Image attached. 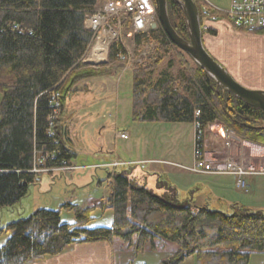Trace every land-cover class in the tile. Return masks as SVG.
Segmentation results:
<instances>
[{"label":"trees","instance_id":"trees-1","mask_svg":"<svg viewBox=\"0 0 264 264\" xmlns=\"http://www.w3.org/2000/svg\"><path fill=\"white\" fill-rule=\"evenodd\" d=\"M192 1L199 15L207 7L203 0ZM97 2L0 0V210L16 217L0 227V235L9 233L0 247V264L43 261L75 244L115 238L133 256L161 244L175 246L158 264H181L189 257L195 264H247L250 255L264 254V211L241 205L211 211L178 200L162 181L158 187L165 192L158 196L135 181L134 167L105 169L108 193L96 208L112 211L110 227H87L94 209L71 204L60 208L73 213V226L61 221L58 210L37 208L23 216L20 203L38 180L36 171L70 168L77 159L72 115L66 109L79 92L77 84L110 72L90 70L81 62L91 39L83 22ZM166 5L171 27L187 40L181 10L174 0ZM141 42H153L155 49L130 74L133 122L198 124L201 129L220 122L243 141L264 148L263 113L217 87L196 65L185 63L188 75L178 82L167 72L155 76L161 61L176 49L159 24L135 37L136 48ZM123 55L121 42L114 43L109 63Z\"/></svg>","mask_w":264,"mask_h":264},{"label":"rangeland","instance_id":"rangeland-1","mask_svg":"<svg viewBox=\"0 0 264 264\" xmlns=\"http://www.w3.org/2000/svg\"><path fill=\"white\" fill-rule=\"evenodd\" d=\"M102 2L103 0H101V4ZM212 10H214L213 12L216 13L215 9ZM155 21H157L156 14ZM125 22L124 24L120 25L118 29L121 34V41L124 48H126V51L128 50L127 53L130 52V54L132 53V55L136 56L138 49L133 45V38H127L126 36L127 24ZM232 31L245 33L234 28L232 29ZM256 34L264 35V33ZM229 43H231L230 37L227 39L225 38L224 41L219 40L216 49L221 52L223 59L222 62L219 63L227 67L231 75H233L240 81H244V83L256 81L258 76L264 73V65H258L255 62H253V64L236 61V59L232 57V54L229 55V51L225 49L226 44ZM222 44H225V46L222 47ZM89 45H92V43ZM259 53V50H256L255 54L257 57H259ZM185 63L188 67L194 68V63L184 53L179 51L177 48L175 50L171 49L168 52V55L161 61L158 69L154 72L155 76H157L161 72H167L173 79L178 82L181 80V78H184V75H188V70L184 69ZM129 65L130 61L127 62L121 59H117L114 62L109 63L108 58L107 63L105 64L97 66L88 64V66H91L88 67L90 70L106 71L110 69V72L108 75H103L101 77H96L78 83L77 90L79 92L76 93L73 99L67 101L66 109L68 113L71 112L70 114L72 115V121H74L75 119V114L79 112L85 113L88 119L87 123L85 124V129L83 130V132H81V134L78 130H74L73 128H71V137L76 140L75 151H77L79 155L77 156V159L72 162V166L70 168L56 170L50 173H41L39 171L40 176L38 180H36V183L32 185L29 190V195L26 197V199L29 200L24 201L25 206L22 207L24 211L26 209V211L28 212L26 215L30 213L29 209L32 210L34 206L38 208L57 211L60 206L58 202L60 199L59 195H66V199L68 198V196H71L67 190H64V182L65 184L70 182L69 179L72 180V176H74V174L79 175L82 174V172H86V170H95L98 168H108L111 170H115L110 166L113 164H119L117 168H126L133 165L132 167L136 168L132 170L133 172L134 170L144 172L146 171V168H150L152 170L153 168H155V166H161V164L163 166L167 165L164 162H159L153 159L145 160L156 156L160 157V155L162 157H168L177 163H188V160L190 159V144L188 143L190 128L188 124H152L138 123L131 120L130 111L132 90L130 74L133 71L134 66L137 65H134L131 69H129ZM110 79L114 80L111 81ZM98 80H106V83L109 84L107 89L109 88L110 90H93L91 94L88 93L89 91L87 89L94 85L93 82ZM85 84H91V86H87ZM114 86L115 89L111 90L112 88H114ZM87 105L93 106L87 107ZM91 117L94 119V121L91 120ZM175 128L180 129L177 134H175L174 132ZM96 130H100L101 135L97 138H92V134H94ZM213 132L216 133L214 126L209 128L207 127L204 131V135H211V133ZM223 133L224 131H222L221 134L223 135ZM119 134H125V139L120 138ZM107 143H111V148H109L108 146V149L105 148V152H111L110 158L106 159V161H91L90 163L89 159L87 158V155L91 153L90 151L93 149L96 150L97 148L101 147L102 144L104 145ZM222 143L224 150L219 157V162H221V165L225 166L228 162H230L236 166H242V168L248 169L250 171L257 172L259 170H264V149H256L253 147H247L246 145L241 146L239 143L233 140L228 141L229 145L224 146V140H222ZM81 153L83 155H81ZM92 158L93 157H90L91 160H93ZM137 164L140 165L135 166ZM173 165L176 168L171 167L172 170L179 171L180 169L181 171L191 174L187 170L183 169L190 166H178L172 164V166ZM174 176L175 178L180 177L179 174ZM258 176L254 179L253 183L254 188H256V193L244 195L235 192L234 188H232L230 189L233 191L231 199L235 201L246 200L248 205H251L252 207L258 206L264 209V176ZM249 177L255 176H246L244 177V180L246 181V178ZM106 179L107 177L105 178L103 184H101V190L103 194L100 200H102L105 194L108 193V181ZM43 182H46L48 186L57 182V185H55L56 187L53 189H50V187L45 188L47 189V191L44 192L43 190L45 189H39ZM63 211L64 213L62 212V220L68 221L70 219H74L72 212L65 210ZM100 213V210H98L95 214L91 215V221L87 225V227L95 228L99 225H101V227L106 225V222L110 218L111 214L108 211V214H104L102 218V215ZM97 216L101 219H98ZM0 217L2 218L1 215ZM8 237L9 233L0 235V247L4 244ZM120 242L123 243L117 238L109 242L111 243L113 252H117L125 248L124 245L120 244ZM161 247L158 246L157 250H159V248ZM161 250L167 251L164 248H161ZM164 251L163 253H165ZM162 256L163 255H159L158 257ZM158 257L156 258L152 254H147L145 258L142 259V264H158ZM137 262H140L139 259L137 260Z\"/></svg>","mask_w":264,"mask_h":264},{"label":"crops","instance_id":"crops-1","mask_svg":"<svg viewBox=\"0 0 264 264\" xmlns=\"http://www.w3.org/2000/svg\"><path fill=\"white\" fill-rule=\"evenodd\" d=\"M203 1L205 2L206 6H208L211 9H215L216 12L221 14H224L228 10L230 3V0H203ZM100 4H101V0H98L97 6H99ZM232 29L233 27L225 19H217V21L214 22H206L204 26L201 27V31H202L203 46L207 51V53L215 61L221 63L223 60L222 55L221 52L218 49H216V46L219 43V40L224 41L225 38L227 39L230 37L231 43L226 44V46L225 44H222L223 45L222 47L225 46V49L229 51V55L232 54V57H234L236 61L239 62H246V63L255 62L258 65L263 66L264 65V35L246 34V33H240L238 31L233 32ZM256 50H259L260 52L259 57H257L255 54ZM220 65L231 75L227 67H225L222 64ZM231 77L244 88L253 91L264 92V73L259 75L256 81H252L248 83L246 82L244 83V81H240L236 79L233 75H231ZM110 80L112 81L114 79H110ZM106 82H107L106 80H98L93 82L94 85L92 86L91 84H85V85L91 86L89 89H87L89 91L88 93L91 94L93 90H97V91L110 90L109 88L107 89L109 84H107ZM114 89L115 86L111 90ZM89 106L92 107L93 105H87V107ZM87 120L88 119L85 113H81V112L76 113L75 119L70 127L73 128L74 130H78L81 134V132H83V130L85 129V124L87 123ZM91 120L94 121L92 117ZM212 126L215 127L216 133L213 132L211 133V135L210 134L206 136L204 135L205 136L204 143L206 147L207 156L210 159H213L218 164L219 157L222 151L224 150L222 143L223 136L221 133L225 129L220 122H215L214 124L211 125V127ZM189 128H190V134L188 138V143L190 144V154H189L190 159L188 160V163H177L171 160L170 158L165 156L162 157L161 155L160 157L156 156L150 159H145V160L153 159L159 162H164L168 166L167 165L163 166L161 164V166H155V168H153L152 170L150 168H146V171L144 172H139L137 170H134V172L132 171L133 174L132 177L135 179V181L139 185H143L148 190H151L154 194L158 196H162L165 192L164 189L158 187V183L161 181L165 182L166 184L169 185L171 189L174 190L178 200L182 201L184 199H187L192 204H195L196 206L206 207L211 211H222V212L229 211L233 206H240V205L244 206L249 210L264 211V209H262L261 207L258 206L252 207L251 205H248L246 200L235 201L231 199V195L233 194V191L230 189L232 188H234L235 192L244 195L256 193V188H254L253 183H254V179L257 176L246 178L245 181L246 187L244 188V190H241L236 188L235 179L232 176L195 175V174H188L184 171H181L180 169L179 171L171 169V167L176 168L174 165L172 166V164L178 166H190L193 161V156H192L193 134H194L193 125L192 124L189 125ZM179 130H180L179 128H175L174 129L175 134H177ZM100 135H101L100 130H96V132L92 134V138H97ZM110 145L111 143H107L104 145L102 144L101 147H99L100 150L99 148H97L96 150L94 149L91 151L89 150L91 153L87 155V158L89 159L90 163L91 161L98 162V161H106V159H109L111 156L110 155L111 152L109 153L105 152L106 150L105 148H107V146L111 148ZM245 145L247 147L251 146V144L247 142H245L241 146H245ZM81 155L83 154L81 153ZM90 157H93L92 158L93 160H91ZM84 162H88V161H84ZM107 174L108 171L102 168H98L95 170H86V172H82V174L79 175L74 174V176H72V180L69 179L70 182L66 184L64 182L63 184L64 190H67L71 196L70 197L68 196V198L66 199L65 197L66 195L64 196L59 195L60 199L58 202L60 206L64 204H71L81 208H93L94 210L91 213V215L95 214L96 211L100 210L99 208L96 207L101 201L100 199L102 198V194H103L101 190V184H103L105 178L107 177ZM178 174L180 175V177L175 178L174 175H178ZM56 183L57 182L48 186L46 182H43L41 184V187H39V189H45L48 187H50V189H53L56 187L55 186L57 185ZM43 191L46 192L47 189ZM106 195L107 194H105V196ZM27 200L29 199L26 200L24 199L23 201H21L20 206L24 207L25 206L24 201ZM60 206L58 212L61 221L68 225L73 226L74 219H70L68 221L62 220L64 209H61ZM37 208L38 207L34 206L32 210L29 209V212L31 213L33 210ZM108 211L111 214V216L107 220L106 225L103 227L111 226L112 211L110 209L100 210L101 212L100 214L102 215V218L104 214H106ZM27 213L28 212L26 211V209L25 211L23 210V216L24 214L25 216H27L26 215ZM0 215L2 216V218L0 217L1 218L0 227H2L3 224L9 222L10 220L16 219L14 214L8 213L5 210H0ZM97 218L101 219L98 216ZM97 227H101V225ZM89 228H93V227H89ZM120 244L124 245L125 248L117 252L112 251L111 243L109 242L75 244L68 247L63 253H61L56 257L47 258L45 261L42 262H30L27 264H142V259H144L147 254L148 255L152 254L156 258L159 255H163L162 257H158V263H159L162 259H164L165 257H167L168 255L172 254L175 251V246L168 244H161L160 247L162 246L161 248L167 250V251L163 250L165 253H163L161 248H159V250L155 249L154 251H150L146 249L143 253L133 256L131 248L127 247L125 244L121 242ZM138 259L140 262H137ZM181 264H195V260L193 257H189L185 259ZM247 264H264V254L250 255Z\"/></svg>","mask_w":264,"mask_h":264},{"label":"built area","instance_id":"built-area-1","mask_svg":"<svg viewBox=\"0 0 264 264\" xmlns=\"http://www.w3.org/2000/svg\"><path fill=\"white\" fill-rule=\"evenodd\" d=\"M223 15L225 20L236 30L248 34L264 33V0H230L229 8ZM199 16L201 18V27H203L206 22H214L218 19L215 14L210 13L207 7L201 9ZM124 22L127 24L126 36L127 38H133L134 45L135 37L138 35H146L151 30V26L156 22L153 1L103 0L102 4L96 7L93 14L85 16L83 26L84 29L91 34L90 44L92 43V45H89L88 51L81 59V62L86 65L92 64L96 66L107 63L108 52L111 46L118 41L122 44L121 34L118 29ZM123 49L125 50V55L119 56L117 59L127 62L130 61L129 69H131L134 65L141 64L151 58L155 45L153 42H141L140 46L137 48L138 51L136 56L132 55V53L130 54V52L127 53L128 50L126 51L124 46ZM198 114L199 112L196 111L195 117H197ZM207 127L209 128L211 125ZM193 128V161L190 167H185L183 168L184 170L195 175L212 174L232 176L235 179L236 188L241 190H244L246 187L244 177L264 176V170H259L257 172L250 171L230 162L225 166L221 165V162L217 164L213 159L207 156L203 138L205 129H201L198 124H194ZM223 131L224 146L229 145V140H233L240 145L245 143V141L243 142L233 131L227 129ZM119 137L125 139L126 135L119 134ZM251 146L256 149H264L253 144H251ZM40 163L41 162H39V164ZM118 165L119 164H113L110 167L116 169ZM138 165L140 164L135 166ZM39 171L41 173H47L45 170H37L36 172L39 173ZM109 182L110 180H108L107 185Z\"/></svg>","mask_w":264,"mask_h":264},{"label":"water","instance_id":"water-1","mask_svg":"<svg viewBox=\"0 0 264 264\" xmlns=\"http://www.w3.org/2000/svg\"><path fill=\"white\" fill-rule=\"evenodd\" d=\"M183 15L187 40L179 37L169 23L166 0H154L157 24L161 26L170 43L184 53L217 87L251 109L264 114V92L253 91L238 84L231 75L205 50L198 9L192 0H174ZM153 24L151 29H155Z\"/></svg>","mask_w":264,"mask_h":264},{"label":"bare ground","instance_id":"bare-ground-1","mask_svg":"<svg viewBox=\"0 0 264 264\" xmlns=\"http://www.w3.org/2000/svg\"><path fill=\"white\" fill-rule=\"evenodd\" d=\"M90 65V64H89ZM47 96V95H46Z\"/></svg>","mask_w":264,"mask_h":264}]
</instances>
